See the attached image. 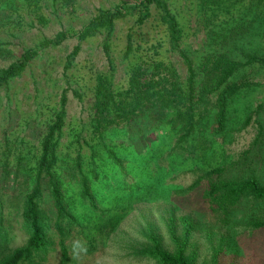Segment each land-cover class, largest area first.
<instances>
[{"label":"rangeland","instance_id":"rangeland-1","mask_svg":"<svg viewBox=\"0 0 264 264\" xmlns=\"http://www.w3.org/2000/svg\"><path fill=\"white\" fill-rule=\"evenodd\" d=\"M14 1L10 4L5 1V10L0 13V68L10 65L29 49L38 51L45 37L51 38L69 25L80 27L96 8L112 7L121 0H80L76 14L62 16L50 5L55 0H39L38 9H34L36 5L21 8L20 0ZM240 1L242 6L248 5L247 10L229 21L212 22L198 15L199 0H169L184 26L188 52L196 60L202 52L213 48L231 50L242 61H246L248 53L264 52V14L259 11L260 5L257 0ZM261 7L264 9L262 4ZM43 14L48 20L46 25L40 21ZM131 25L132 20L120 21L116 31L114 55L118 67L114 78L122 86L127 83L130 66L136 62L124 60L121 52ZM156 26L150 24L147 28L150 37L164 38ZM236 33L238 39L233 41ZM77 42L73 38L62 46L41 51L19 77L0 90V152L11 150L17 154L18 149L23 150L28 154L24 169L29 170L36 164L41 138L60 108L62 92L67 89L70 97L58 174L69 211L76 220L65 224L64 233L60 234L55 227L53 202L46 192L42 208L51 218L50 244L46 253L38 255L32 264H158L151 259H134L133 251L148 246L151 234L160 239L166 250H176L178 242H185L183 217L193 222L186 254L198 264H264V200L243 197L227 211L218 206L211 209L204 199L209 180H202L199 187L190 189L206 176L207 170L218 167H226V171L213 175L214 181L241 182L253 178L264 185V68L245 69L249 86L230 103L226 131L217 136L205 133L211 141L206 148L192 141L186 150H175V139L166 138L168 130H154L145 135L151 140H162V146L149 157L140 155L141 147L132 146L135 151L131 147L119 148L118 158L124 159L116 166L107 153L105 159L103 150L96 156L95 165L89 146L78 141L86 127L84 104L69 90L64 73L66 56ZM164 48L163 55L185 74L186 67L178 54L166 53L167 45ZM102 61L99 41L84 42L79 62L103 68ZM73 73L69 72L70 80H74ZM76 86L71 81V87ZM83 100L89 101L88 96L83 95ZM140 134L133 127L129 140L138 139ZM107 143L110 147L107 152L111 153L115 150L114 141ZM80 156L96 208H90L82 198L77 168ZM146 175L151 178V184ZM30 189L31 185L18 180L15 172L7 176L0 170V196L14 195L21 204ZM9 205L6 203L3 214L5 226L12 230L8 250L11 254L27 243L28 234L23 229L18 207L9 208ZM172 231H176L177 243ZM61 242L67 247V256Z\"/></svg>","mask_w":264,"mask_h":264},{"label":"trees","instance_id":"trees-1","mask_svg":"<svg viewBox=\"0 0 264 264\" xmlns=\"http://www.w3.org/2000/svg\"><path fill=\"white\" fill-rule=\"evenodd\" d=\"M5 1H9L7 4L10 1L15 3L14 0H0V13L5 10ZM38 1L20 0L21 8L36 5L34 9H38ZM199 1L196 3L198 15L205 21L226 22L248 9V5L242 6L240 0ZM79 2L80 0H55L50 5L61 16L74 15L78 12ZM257 3L260 5V13L264 14L261 7V4L264 7V0H257ZM34 9L31 10L32 13H36ZM123 20H132V25L125 36L122 58L126 61L136 60L126 74L127 83L124 86L117 84L114 78L118 67L114 55L116 31L118 23ZM40 21L45 22V25L48 23L44 14ZM150 24H156L154 28L160 29L164 38H151L147 31ZM73 38L78 42L66 56L64 73L68 77L66 84L69 85V90L84 104L87 113L86 127L78 141H81L82 146H89L93 158L91 161L95 165L96 156L103 150L105 159L107 153V158L113 160L111 162L116 166L124 159L118 158L119 148L131 147L135 151L132 146L141 147L140 155L149 157L162 146V140H151L145 135L154 130H168L166 138L175 139V150H186L192 141L200 142L197 146L204 145L206 148L211 141L205 133L217 136L226 131L230 103L249 86L245 69L253 66L264 68V52L248 53L245 55L246 61H242L231 50L217 51L213 48L202 52L198 56L199 60H196L188 52L184 26L169 0H121L112 7L96 8L80 27L69 25L51 38L45 37L38 51L29 49L10 65L0 68V90L19 77L41 51L62 46ZM94 39L99 41L103 68L94 63L89 65L79 62L83 43ZM237 39L236 33L233 41ZM165 45L168 47L166 53H176L181 58L186 67L185 74L166 54L163 55ZM70 71L74 72V80H70L68 76ZM71 81L78 86L72 88ZM83 95L89 98L86 103ZM69 102L68 90L65 89L61 95L60 108L41 138L39 156L33 168L24 169V163L28 164V154L21 149H18L17 154L11 150L9 153L0 152V170L7 176L15 172L18 180L22 179L25 185H31L21 204L16 202L14 195L5 193L0 196V257H3L0 264H32L38 255L46 253L51 229V218L42 208L46 192L53 202L55 227L60 234L64 233L65 224L76 220L75 215L69 211L62 179L58 174L59 149ZM133 127H137L141 134L138 139L132 138L130 141ZM108 141H114L115 150L111 153L107 152V148H110ZM101 147L104 148L101 150ZM120 153L124 154V151L121 150ZM81 158H78L77 168L82 198L90 208H96V199L82 169ZM225 171L226 167L207 170L206 176L199 178L190 189L199 187L202 180H209L204 199L211 209L218 206L227 211L229 206H235L243 197L264 200V185L253 178L241 182L214 181L211 178L215 174L222 175ZM146 179L149 184L152 183L149 175H146ZM6 203L10 204L9 208L18 207L23 229L28 234L27 243L11 254L8 250L12 230L5 226L3 214ZM182 221L186 229L185 242L177 243L176 231H172L173 239L178 245L176 250H166L160 239L151 234L148 235V246L133 251L134 259H151L158 264H198L195 258L186 254L193 222L188 217H183ZM61 243L64 256H67V247L64 242Z\"/></svg>","mask_w":264,"mask_h":264}]
</instances>
